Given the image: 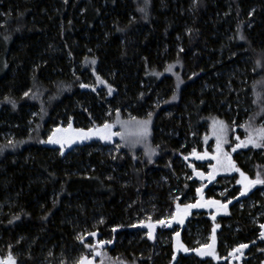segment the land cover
I'll use <instances>...</instances> for the list:
<instances>
[{
  "label": "trees",
  "instance_id": "obj_1",
  "mask_svg": "<svg viewBox=\"0 0 264 264\" xmlns=\"http://www.w3.org/2000/svg\"><path fill=\"white\" fill-rule=\"evenodd\" d=\"M213 121L227 152L246 135L251 159L232 161L264 180V0H0V264H224L158 238L212 228L202 202L175 215L182 225L160 222L188 205L171 189L194 194L183 161L191 140L215 141ZM60 127L73 131L64 151L48 142ZM225 177L236 174L209 183L224 190ZM230 187L219 252L264 264L253 211L238 209L262 206L264 183L248 196Z\"/></svg>",
  "mask_w": 264,
  "mask_h": 264
},
{
  "label": "rangeland",
  "instance_id": "obj_2",
  "mask_svg": "<svg viewBox=\"0 0 264 264\" xmlns=\"http://www.w3.org/2000/svg\"><path fill=\"white\" fill-rule=\"evenodd\" d=\"M140 127L137 126V132ZM124 129L127 132H130L134 128L131 125H124ZM210 133L215 138V141L209 145L205 149V146L201 145L202 140L198 141L191 140V152L184 158V172L181 175L182 181L184 180H196L197 184L195 187L194 194H188L186 198L183 199V190L181 187H175L170 190L171 198L173 201H178L182 199L184 204H188L186 206L176 207V209L172 210L171 214L167 217L162 218V221L166 219H171L175 215H189L190 213L194 215L197 213L193 210V207H190L198 202H202L207 207H205V216L210 221L212 228L210 231H203L201 227H198L199 224H195L192 222L179 226L174 229V231L169 233H161L158 238L161 242L164 243H172L175 248L176 255L180 254H191L201 259L211 258L214 262L219 260L225 261L224 264H245L244 260L241 257L235 254L237 248L226 246L224 254H221L218 249L219 240H218V231L220 229V220L221 217H224L228 214V204L232 202V198L226 196V199L222 200L218 199L221 196L224 197L227 190H229L230 183L234 181V185L237 186V197L239 196H248L252 191H254L257 187L261 186L262 183H252L253 181H257L258 179H252L249 173H245L244 170L240 167V165H235L232 161L231 155L239 151L241 156H243V161L245 163L246 160L251 159V154H244L242 150L246 149L249 146L247 137L245 134H239L234 138V146L230 149V152H227L226 144L222 143L224 139L223 124L213 121L210 124ZM145 131V129H144ZM105 132H111L110 130H106ZM140 132H143L142 129ZM206 130L202 132V136L206 133ZM73 131H70L69 127H60L55 130L54 135L52 136V140L58 141L57 143L61 147L62 151L71 148ZM72 137H71V136ZM193 138V135H191ZM183 142V141H182ZM223 145H220L219 143ZM200 146L197 147L196 144ZM56 144V143H55ZM204 150V151H203ZM251 171H253V165L247 167ZM235 178L225 177L221 180L225 186L224 190L215 189V183H209V181L214 180L217 176L226 175L232 176L235 175ZM243 174V175H242ZM260 180V179H259ZM211 186L213 191V196H208L205 192V188L207 186ZM260 200L262 202V206H264V190L259 191ZM243 193V194H242ZM204 196V197H203ZM238 209L242 210V206L246 207V211H253L254 216H250L251 223L254 224L258 229V239L264 240V209L262 206H258L257 202H254L252 199L248 198L247 202H240L238 204ZM156 206L152 207V211L150 213L155 212ZM259 208V209H257ZM257 211L255 212V210ZM193 210V213H192ZM229 226V225H228ZM185 230L187 232L188 239L190 240L189 244L192 246H187L182 242L180 231ZM184 244V245H183ZM230 255L229 257H226ZM74 264H93L91 260L86 258L81 259L80 262H76Z\"/></svg>",
  "mask_w": 264,
  "mask_h": 264
},
{
  "label": "water",
  "instance_id": "obj_3",
  "mask_svg": "<svg viewBox=\"0 0 264 264\" xmlns=\"http://www.w3.org/2000/svg\"><path fill=\"white\" fill-rule=\"evenodd\" d=\"M194 211H199L201 210L204 206H202L201 203H196L195 206H193ZM186 220L185 216H175L172 219H169L168 221H163V223L161 225H168L169 227H172L173 225H182L183 222ZM114 241H105L103 243H101V247H111L114 245Z\"/></svg>",
  "mask_w": 264,
  "mask_h": 264
},
{
  "label": "snow or ice",
  "instance_id": "obj_4",
  "mask_svg": "<svg viewBox=\"0 0 264 264\" xmlns=\"http://www.w3.org/2000/svg\"><path fill=\"white\" fill-rule=\"evenodd\" d=\"M141 11H143V10H141ZM92 63H95V61H92ZM82 87H83V85H82ZM25 95H28V93H25ZM147 123H148V121H145L144 122V124H145V126L147 125ZM111 126L110 125H107V124H105L104 125V128H106V129H108V128H110ZM145 132H146V127H145ZM261 136H264V129H262L261 131H260V133H259ZM113 135H119V133H113ZM85 138H87L86 136H85ZM48 142H51V143H57L58 141H55V140H52L51 138H50V140L48 141ZM249 142L250 143H254V141H252V138L251 137H249ZM255 146H257V147H260L261 145H259V144H255ZM243 175V174H242ZM252 183H264V180H257V181H253ZM243 194V193H242ZM193 206H195V205H193ZM190 207H192V206H190ZM160 223H163V221H161ZM94 235V234H93ZM103 243V242H102ZM241 247H247L246 245H242Z\"/></svg>",
  "mask_w": 264,
  "mask_h": 264
}]
</instances>
